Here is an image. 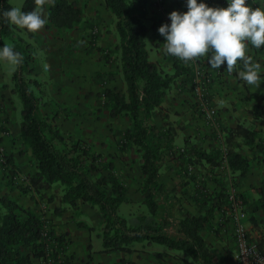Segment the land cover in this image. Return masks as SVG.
<instances>
[{
  "label": "trees",
  "instance_id": "16d2710c",
  "mask_svg": "<svg viewBox=\"0 0 264 264\" xmlns=\"http://www.w3.org/2000/svg\"><path fill=\"white\" fill-rule=\"evenodd\" d=\"M250 1V5L258 4V0ZM103 3L115 19L119 42L112 52L119 53L117 60L127 89L122 91L106 85L108 81L101 75L98 106L101 110H108L114 120L123 116L131 120L126 129L117 125L112 129L117 148L121 152L133 150L135 153L134 162L139 164L141 172L142 203L147 213L138 215L136 222H130L121 211L129 203V197L115 162L105 160L103 154L86 141L66 142L60 130L44 115L43 108L49 102L42 83L31 75L38 51L32 40L34 33L9 25L3 12L14 6L9 0H0V48L8 44L23 57V62L13 72L12 93L22 102L18 139L27 145L32 155L31 171L22 184L12 179L22 172L21 167L13 155L4 157L0 167L6 182L29 195L36 204H54L56 212L76 209L80 204L98 209L103 215L100 236L102 251L106 253H132L136 244L159 243L170 250L185 252L197 264H229L233 256L224 255L208 243L202 231L207 226L209 231L216 232L226 216L233 221L229 213L231 192L222 179L218 180L220 189L211 194L191 168L223 165V171L230 173L234 180L244 177L250 170L251 161L243 148L253 144V132L243 123L234 127L221 123L220 130L212 135L213 140L221 139L220 146L213 141L207 146L190 141L188 137H185L183 146L179 145V127L168 120L162 126L157 116L168 117L163 104L173 88L195 98L192 100L195 111L205 116L203 104L209 101L211 86L216 79L210 73L208 58L185 64L163 52L162 57L153 59L152 47H163L165 37L158 31L163 25L162 16L155 15V22H147L152 0H103ZM160 3L163 6L165 1ZM34 8V0H25L21 10L29 12ZM46 8L49 20L58 28L72 30L84 19L83 10L71 0H55L54 6L48 4ZM84 25L79 29L85 28ZM154 29L156 35L152 34ZM92 36L93 40H87L88 51L101 50L105 59L112 62L111 50L94 46L97 36L94 33ZM152 36L156 39L155 44L151 43ZM3 129L8 131V127ZM165 169L176 171L181 187L193 186L188 199L198 205L200 214H191L184 209L183 195L178 196L175 189H169L163 179ZM258 191L261 195L258 205L249 203L252 197L249 193L238 194L246 204V207L243 204L245 212L264 209V179ZM218 214L221 221L215 227L213 221ZM46 230L47 234H44ZM67 246L66 236L56 233L52 220L42 211L23 206L9 193L0 196V264H36L48 256L57 262H66L68 256L63 255H66ZM117 264L136 263L123 260Z\"/></svg>",
  "mask_w": 264,
  "mask_h": 264
},
{
  "label": "crops",
  "instance_id": "0c3cea01",
  "mask_svg": "<svg viewBox=\"0 0 264 264\" xmlns=\"http://www.w3.org/2000/svg\"><path fill=\"white\" fill-rule=\"evenodd\" d=\"M164 1L165 4L162 6L160 3L161 0H152V9L156 13L154 15H164V24L170 25L171 21L169 14L172 11L186 12L188 10L187 0ZM198 2H201V0H198ZM203 2L207 3L210 7H227V0H203ZM247 2L252 4V1L250 0H247ZM257 3L258 4L254 7L264 8V0H258ZM164 7L165 10L163 9ZM88 9L91 11L92 8ZM44 15L47 17L48 23L41 31L34 33L32 39L38 46V51L37 56L32 63L34 71L31 75L42 83V89L45 90L46 99L48 98L47 101L51 103L52 106L72 107L76 104L78 105V100L80 99V101H82V96H86V89H92L95 92L94 97H97L99 91L98 85H92L91 88H85L83 86L82 88H78V86L75 88L73 86L75 78L80 81L78 77L80 76L83 78L84 72H87L89 76L95 77L96 66L103 69H108L109 67L112 70L115 69L114 67L116 66V70L120 73L121 81L123 82V75L120 71L118 60L114 62L116 65L113 66L111 61L108 62L105 59L101 50L94 49L89 52V44L87 43V40L89 39L85 32H79L77 30L72 31L69 30L70 28H58L52 25L49 20L48 9L45 7ZM153 32L156 35L155 29ZM113 37L115 39L116 34H114ZM155 41L156 39L153 38L151 43L153 42V44H155ZM115 46L116 43L114 42V46L111 48L114 50L116 48ZM247 54L252 57L254 62L261 65L260 76L262 81L259 88L255 89L254 87H250L246 85L244 81L239 79L238 71L242 70V62H238L237 67L232 74L228 73L226 63L222 65L220 69H213L210 66V73L216 79L211 86L209 102L218 111L221 120L219 121V125L222 126L223 124V126L226 127H234L238 123H243L253 132L252 137L254 138V142L247 148L251 161L250 170L244 177L241 176L238 178L236 187L231 186L232 181L230 179H223L222 176L215 175L211 171L208 172L206 176H203L204 172L201 173L200 170L199 177L211 194H215V192L220 189L218 180L223 179L228 191L235 188L239 193H249L252 195L251 199H249V203L251 205H258L260 204L259 199L261 197L258 187L264 179V48L256 49L249 45ZM152 55L153 58L155 55L156 57L158 55L157 59L162 57L163 47L158 49L152 47L151 56ZM1 61L3 60H0V62ZM11 70L9 72L8 70L5 71L0 65V98H6L7 100L11 97L13 100L17 98L15 94L13 95L16 98L11 96L12 89L14 88L13 72L15 68L13 67ZM108 75L112 76L114 75V72L110 71ZM112 82H114V80H112ZM110 87L113 86L110 85ZM171 90L174 93L178 91L176 88ZM179 96L177 95V99L173 94L171 101L168 103L170 104L169 107L171 105H175L176 107L178 104L177 101H184L183 99L181 100V97ZM12 99L8 101V103H10ZM188 100L191 101L189 98ZM169 114L171 115L170 112ZM15 123L16 122L12 120L8 127H11V125L13 126ZM18 134L19 126L14 130V135ZM1 135L5 144H7L4 154H15V157L18 156L20 152L17 151L20 150L18 147H20L21 140L18 138L15 140L16 136H14L12 140L11 132L3 131L0 136ZM186 135H190L187 129L186 132H181V134L179 132L180 143L184 141ZM204 140H208V138L204 136L201 140H197L196 142L201 143ZM25 149L26 148H24V150ZM228 177L230 178L231 176ZM168 187L171 190L177 187L174 192H179L178 196L183 191H187V193H182V195H186L185 197L187 198V200L184 198L182 201L188 203L187 208H185L187 210L189 208L193 209L191 214H200L198 211V205L188 199L189 192L192 191L193 186L191 187L188 185L181 187L180 184H176V182L173 181L172 185H168ZM6 193H9L11 197L16 196L15 199L21 204L26 203L25 200H23L24 196L21 193L16 192V190H13V187H10L7 184L0 167V196L5 195ZM189 202L192 205H190ZM50 205L51 207H49L50 209L48 213L49 217L52 219L56 233L58 235L64 234L68 240L66 255H63L68 256V259L66 262L63 260V264H117L123 260H130L136 264H197V262L185 252L180 250H170L165 245L159 243L147 244L144 242L136 244L134 247L135 250L132 253L118 251L106 253L102 251L103 240L100 236V231L97 229L98 227L96 228L97 225L94 227L90 225V220L87 217L90 214L93 217L95 213L96 215H101V223L103 224V215L96 210V208H93L88 204H80L76 209L68 208L64 212H61L60 209L56 212V206L54 204ZM127 205L128 204H126V206ZM71 210L79 212L78 216L76 217L75 214L71 213ZM201 213L203 214L204 211ZM220 216L221 215L218 214L213 221L215 227L221 221ZM224 219V222L222 221L223 225L220 226L216 232L214 230L209 231L206 226L202 231V235L208 243L221 250L224 255L230 254L233 256L235 254L234 248L236 247L234 225L232 220ZM245 222L251 238L255 240L261 248H264V209L260 208L254 213L248 212ZM36 264H41V262L38 261Z\"/></svg>",
  "mask_w": 264,
  "mask_h": 264
},
{
  "label": "rangeland",
  "instance_id": "374dc122",
  "mask_svg": "<svg viewBox=\"0 0 264 264\" xmlns=\"http://www.w3.org/2000/svg\"><path fill=\"white\" fill-rule=\"evenodd\" d=\"M9 1L12 3L14 7L22 8V5L25 0H9ZM71 1H74L75 3H77L80 6V8L83 10L84 19L78 24V26L79 27L83 26V23H85L84 25L85 28L79 29V27H75L72 29V31L77 30L79 32L80 31L85 32L89 40L94 39L92 36V33L96 34L97 37L94 40V46L96 47L101 46L104 50H108V51L111 50L110 52H111V56L113 59L112 63H113V66L116 65V63L114 62L117 60L119 53L112 52L113 49L111 47L114 46V42L118 44L119 39L117 36L115 37V39L113 37L114 34L117 35L116 31L114 32L115 19H114V16L105 7L103 0H71ZM46 6L47 5H45L44 7L46 8ZM88 8L90 9L92 8L91 11ZM149 10L150 11H149V17L147 19V22L151 24L155 22L154 14L156 13L152 9L151 5H149ZM164 17L165 16L163 15L162 18ZM164 23L165 21L162 22V24ZM90 24H93V25L90 26ZM153 33L154 32L152 31V34ZM151 40H153V36ZM151 57L153 58V55ZM155 57L156 55L154 56L153 59H157L158 55L156 58ZM0 65L2 68H4L5 71L8 70V72L11 69H13V67L16 69V66H12L5 61H1ZM114 68L115 69L112 70L109 67L108 69H103V68H98L96 66L95 77L89 76L87 72L86 73L84 72L83 78H81L80 76L78 77L80 81L77 80V78H75V82L73 83V86L75 88L77 86L78 88H82V86L85 88H91L92 85H96V86L98 85L100 89L99 81L102 79V77L100 76L104 75L105 79L108 81L106 82V85L107 84L108 86L112 85L113 87L115 86L117 88H120L122 91H126L127 87H126L125 82L121 81L120 73H118V71L116 70L117 67L115 66ZM110 71L114 72V75L112 76L108 75ZM11 73H12V70H11ZM112 80H114V82H112ZM85 92H86V96L85 97L82 96V101H80L79 99L78 100L79 104L78 105L76 104L72 107H64V106L55 107V106H52L51 103H47V105L43 108L44 115L48 117L51 120L50 122L56 128L60 130L61 135H63L66 142H73L77 140L86 141L88 144H90V146L94 150L102 153L103 158L105 160L115 162L117 173L120 175L124 184L126 185L128 189V197H129L128 205L127 206L124 205L121 211L123 215H125L130 222H136L138 215L147 213V208L142 203V197H141V191H140L141 172H140L139 164L137 162H134L135 153L133 150H127L125 152H121L117 148L115 136H114V129H112L113 125H117L121 129H126L131 125V120L130 118L125 117V116L114 120L113 118H111L108 110L106 111V110L99 109L98 97H94L95 92L92 89H86ZM176 93L178 96L181 95L179 97H181V100L183 99L184 101H177L178 104L176 107L175 105H171L169 107L170 104L168 103L171 101L173 94L176 96L175 98L178 99ZM176 93H174L172 90L168 92L166 99L164 101V104H163L165 107L164 112L168 113V117L166 118L163 114L158 115L157 116L158 122L162 126H164L167 120L173 121L179 127L180 134L181 132H186V129H187L190 135H186L185 137H188L190 141L195 142L197 140H201L204 136H206L208 140H204L203 141L204 143L203 142L201 143H203L204 145L206 144L208 146L209 143L213 141L215 144L220 146L222 143L221 139L213 140V136H212L215 131L218 132L221 128V125H219L220 116L218 114L217 109L212 104H210L209 101L203 104V105L206 104L205 109L215 110V114L213 116L214 121L212 122L211 120H209L205 109H204L205 116H203V114L199 115V113L195 111V106L193 105V103L195 102L192 101V100H195V98H193L189 93L182 94L180 93L179 90ZM11 96H14L13 93ZM188 98L191 99V103L189 102ZM11 99L12 97L9 98V100H7L6 98H0V134H2V132L4 131L3 128L8 127V125L11 124L12 120H14L16 123L13 126L11 125V127H8L7 132L12 133V140L14 136H16L15 137V140H16V138H18V135H14V130H16V128L20 126L21 124L22 117H21L20 109L22 110V102L19 96H17L16 99L14 100L12 99V101L8 103V101H10ZM8 104L11 106H9ZM55 112H57L56 116H55ZM169 112L171 113V115L169 114ZM2 138L3 137L1 135L0 136V153H1L0 163L3 162L4 157H6V154H4V151L7 147V144H5V141ZM178 144L183 146L184 142L180 143L178 141ZM18 148L20 150L17 152H20V154H18V156L16 157L14 156L15 154H13V157L15 161L17 162V164H19V166L21 167L22 172H19L18 174L13 176L12 179L15 180L16 183L22 184L25 182V179L27 178V173L29 172V170L31 171L32 155L27 145L23 144L22 142L20 143V147ZM24 148L26 149L24 150ZM247 148L248 146L243 148V150L246 152V154L249 157ZM191 170L194 172H197L198 175L201 170V173L204 172L203 176H206L208 172L211 171L215 175L222 176L223 179L224 178H226L227 180L230 179L232 181V184H231L232 187L237 186L236 181L238 179L235 178L234 180L230 173L224 172L223 165L221 167H216V166L212 167L207 164V165H201L199 168H193V169L191 168ZM228 176H231V177L229 178ZM163 179L170 186L172 185L173 181L176 182V184H179L177 180L176 171L171 170V169H165L163 171ZM199 180H200V177H199ZM174 189H177V187ZM13 190H16V192H19L24 196L23 200H25L26 203L22 204L23 206L38 209L39 211H42L45 214L46 218L51 219L48 213L50 209L49 207H51V205H46L45 203L36 204L29 195L23 194L18 188L13 187ZM232 191H234L237 195L240 194L238 191H236L235 188H232L230 190V192ZM185 196L183 197L186 198ZM15 197L16 196L12 198L15 199ZM241 200L244 201L242 198ZM189 204L192 205L190 202ZM243 204L246 207V204L244 202ZM183 205H184V209L187 210L186 208L188 206V203L183 202ZM188 210L191 213L193 209L189 208ZM74 211L75 210H71L70 212L75 214V216L77 217L79 212H74ZM246 213L248 215V212ZM87 217L90 220V225H92L93 227L97 225L96 228L98 227L97 229L101 233L102 232L101 226L103 227V224L101 223V220H102L101 215H96L95 213L93 217L91 216V214ZM226 219L231 220L230 216H226ZM234 249H235L234 250V253H235L237 250V246Z\"/></svg>",
  "mask_w": 264,
  "mask_h": 264
},
{
  "label": "clouds",
  "instance_id": "9594fccd",
  "mask_svg": "<svg viewBox=\"0 0 264 264\" xmlns=\"http://www.w3.org/2000/svg\"><path fill=\"white\" fill-rule=\"evenodd\" d=\"M34 3L35 8L29 12L19 7L4 11L5 21L30 33L41 31L48 23L44 6H54L55 0H34ZM187 9L186 12L172 11L170 25L159 27V33L165 37L164 54L185 64L207 57L213 69H220L226 63L229 74L242 62L239 79L259 88L261 65L247 52L249 45L256 49L264 46V8L254 7L247 0H227V7H210L203 0H187ZM0 60L19 66L23 57L4 44L0 48ZM257 264H264V257L257 256Z\"/></svg>",
  "mask_w": 264,
  "mask_h": 264
},
{
  "label": "built area",
  "instance_id": "2783aa9c",
  "mask_svg": "<svg viewBox=\"0 0 264 264\" xmlns=\"http://www.w3.org/2000/svg\"><path fill=\"white\" fill-rule=\"evenodd\" d=\"M197 73L199 75L200 71ZM205 107L206 104L204 105V109ZM205 110L209 120L213 122L215 110ZM230 199L232 204L229 213L234 221V237L237 250L229 264H257V256L264 257V248H261L249 234L248 227L245 222L246 212L241 198L234 191H232ZM44 234H47V230ZM236 257H239V259ZM41 264H63V261L61 260L57 262L53 257L48 256V258L43 260Z\"/></svg>",
  "mask_w": 264,
  "mask_h": 264
}]
</instances>
